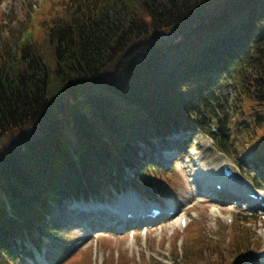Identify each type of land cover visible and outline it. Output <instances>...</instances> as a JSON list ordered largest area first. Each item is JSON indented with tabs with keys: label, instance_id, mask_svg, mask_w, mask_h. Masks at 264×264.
<instances>
[{
	"label": "trees",
	"instance_id": "trees-1",
	"mask_svg": "<svg viewBox=\"0 0 264 264\" xmlns=\"http://www.w3.org/2000/svg\"><path fill=\"white\" fill-rule=\"evenodd\" d=\"M47 2L40 41L27 35L30 18L0 30V139L23 141L0 151V264H25L26 246L51 235L65 245L53 213L73 203L111 200L122 186L147 200L173 193L175 163L153 156L186 155L198 134L233 148L241 176L264 189V0ZM62 94L78 105L57 116ZM241 211L229 241L190 226L175 264L256 258L264 246L249 224L264 219Z\"/></svg>",
	"mask_w": 264,
	"mask_h": 264
},
{
	"label": "rangeland",
	"instance_id": "rangeland-1",
	"mask_svg": "<svg viewBox=\"0 0 264 264\" xmlns=\"http://www.w3.org/2000/svg\"><path fill=\"white\" fill-rule=\"evenodd\" d=\"M47 1L4 0L0 6L2 35L8 37L11 27L17 26L19 22L29 21L30 18L31 25L27 35L32 33L40 41L43 33L40 21L48 8ZM52 1L54 3L56 0ZM170 37L168 33L164 35L166 41ZM44 47H47L46 43ZM227 83L218 96H222L225 107H231L236 90L231 77ZM94 94L103 96L102 89L96 87ZM60 96L62 100L56 106L57 116L66 112L69 107L71 109L78 105L70 100V96ZM26 129L24 134L28 133L23 136L24 139L31 138L33 129ZM17 136V132H13L1 138L0 151L6 147L13 149V144L19 147L23 141L18 140ZM231 150L233 148L230 153L222 152L210 137L198 134L186 155H182L177 149L155 154L153 157H161L167 166L175 163L173 185H176V189L173 193L164 195L156 192L157 197L147 200L142 192L130 186H122L111 200L69 206L68 214L65 213L64 216L61 212L54 211L53 217L62 228L59 235L66 236L67 243L60 244L56 241L57 235H51L40 249L35 245H27L30 252L23 251L25 264H136L143 257L151 264L154 260L175 264L185 254L184 235L190 226V233L202 227L203 234L200 237L206 236L217 241L225 238L229 241V227L235 218L240 217L238 214L243 212L241 210L252 211L257 205L260 207V203L253 207L250 201L245 200L247 193L262 194L264 201V190L254 188L241 176L235 160L237 153ZM238 150L240 156L250 158L252 156L248 153L255 155L240 147ZM224 164L234 171L232 183L222 181L221 170ZM127 173L128 177L133 178L132 173ZM217 184L221 188H217ZM155 207L161 208L163 214L154 220L127 216L129 212L138 213L143 210L147 214ZM256 212L254 217L264 219V209H256ZM132 213L130 214L134 217L136 214ZM181 216L186 218L185 226L179 224ZM249 225L264 246V222ZM227 249L225 244V254L228 256ZM246 264H264V247L256 258Z\"/></svg>",
	"mask_w": 264,
	"mask_h": 264
},
{
	"label": "bare ground",
	"instance_id": "bare-ground-1",
	"mask_svg": "<svg viewBox=\"0 0 264 264\" xmlns=\"http://www.w3.org/2000/svg\"><path fill=\"white\" fill-rule=\"evenodd\" d=\"M225 179L222 177V181H224ZM227 183V182H226ZM228 183H231V182H228ZM128 211H130V210H128ZM131 211H133V210H131ZM136 211V210H135ZM138 216V215H137ZM182 219V218H181ZM181 221V220H180ZM179 224H180V222H179Z\"/></svg>",
	"mask_w": 264,
	"mask_h": 264
}]
</instances>
